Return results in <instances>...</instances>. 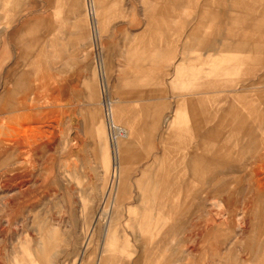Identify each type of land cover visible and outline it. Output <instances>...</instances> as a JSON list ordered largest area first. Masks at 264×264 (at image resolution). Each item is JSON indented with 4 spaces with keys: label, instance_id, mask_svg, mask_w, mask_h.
<instances>
[{
    "label": "rangeland",
    "instance_id": "1",
    "mask_svg": "<svg viewBox=\"0 0 264 264\" xmlns=\"http://www.w3.org/2000/svg\"><path fill=\"white\" fill-rule=\"evenodd\" d=\"M247 2L258 0H212L218 18L204 20L198 33L216 31L217 45L232 31L241 38L245 25L231 19L237 4ZM202 4L0 0V264H264L261 55L248 65L241 52L190 43ZM152 43L163 50L174 44L163 59L164 81L173 80L175 62L185 59L189 102L202 92L207 113L201 104L197 113L190 109L189 129L166 141L170 116L159 131L147 125L151 119L141 115L140 104L132 106L141 125L119 203L116 146L126 132L109 121L115 81L122 65L135 63ZM220 52L237 63L211 72ZM104 77L107 87L100 89ZM26 80L30 87L55 88L43 89L40 122L20 126L5 91L25 88ZM241 94L252 98L256 111ZM233 99L246 118L240 143L226 127L208 144L229 158L230 168L213 171L212 178L203 172L177 178L190 173L175 171V162L202 152L204 133L217 128ZM252 135L255 152L247 148ZM155 177L164 179L154 197Z\"/></svg>",
    "mask_w": 264,
    "mask_h": 264
},
{
    "label": "crops",
    "instance_id": "2",
    "mask_svg": "<svg viewBox=\"0 0 264 264\" xmlns=\"http://www.w3.org/2000/svg\"><path fill=\"white\" fill-rule=\"evenodd\" d=\"M151 1L164 2L165 4L170 2V0ZM172 1L182 4L185 0ZM211 2L212 0H203V4L199 10L202 18L197 28L190 32L189 42L196 43L201 50L211 49L213 46L214 48H221V51L235 50L241 52L244 54L243 61L248 65L255 62L254 59L256 58V55L260 54V63L262 64V68H264V0H258V3L255 5L250 2L237 4L239 13L236 17L234 16L231 19V22L237 23L242 21L245 25L243 29L245 35L239 38L238 34L232 31V33L225 38V41L222 40L220 45H217L216 41L214 42L217 38L213 39L216 36V31H211V37H204L201 33H198L199 29L205 24L204 20L211 19L215 21V19L218 18V16L216 14L214 15L212 11ZM164 13H168L167 7ZM253 31L258 32L257 37L254 35ZM226 39H230V41H226ZM169 45V50L174 51L175 49L172 48L174 44ZM168 48L163 50L159 44L152 43L143 49V55H137L138 57H136L137 61L135 63L130 62L122 65V73L120 74L119 79H116L115 81L116 87L114 92L116 95V104L115 107L111 108V110H113L111 113L115 118L116 124L118 120V126L116 125L117 130H123L126 132L125 137L121 138L119 142V169L116 168L117 176L119 177L118 181L120 182L121 187L120 191L116 193L115 198L119 203L123 198V194L127 192V184L129 182L126 177L129 166L127 163L132 155L135 154V149L133 147L135 141L132 140V137L139 134L138 125H141L140 122H138L139 117L135 115L132 117V114H130L135 111L132 106L136 105V103L140 104L141 115L151 119V122L147 123V125L152 128L153 124H155V129L157 128L159 131L161 125L166 121L167 116H170L168 117V135H165L164 137L166 141L173 136L177 137L183 134L185 130L187 131L189 129L190 109H192L191 112L197 113L199 112L201 104V109L203 110L202 114H205L206 116L207 113L205 99L202 98V92H196L195 95L192 94L191 98L195 97L197 98V101L194 102L195 100H193L191 103L189 102L187 65L185 59H179L175 62L174 67L177 68V71L175 70L176 75L173 80L169 81L168 85L164 81L163 69L166 68V66H164L165 63L163 62V59L165 60V57L168 55ZM212 61H214L216 68L215 70L212 69L211 72H221V70L225 69L222 64L231 62L236 64L237 57L230 60L225 54L220 52L218 53V57ZM259 80L262 81V78L259 77ZM29 82L28 80L24 81L25 88L5 91L6 94H10L12 97V102L9 105H6V107L7 109H11L10 116L11 119L16 122L15 125L22 126L30 119H33V122L39 123L41 112L44 111L43 109L45 107L44 103H40L41 101L43 102L41 96H43L42 92L44 87L47 91L54 93L55 87H51V89L50 86L46 85L30 87ZM202 86H204V84H199L198 86L197 83V87L201 88ZM103 87H107L105 77L101 82L100 89H103ZM58 90L60 91V89ZM56 91L57 90L55 89V92ZM257 96L258 99L260 98L262 101L261 103H264V89L261 88ZM241 98L247 100V97H245L244 94H241ZM108 100H110L108 101L109 103H112L111 98ZM235 100L236 99H233L230 107L223 112L224 115L218 123L217 130L209 129L204 133L202 144L200 145L203 147L202 152L193 153L186 160L181 159L175 162V171L184 170L185 173H190L184 177L177 178L187 179L190 177H198V172H203L202 177L212 178L217 176L213 171L230 168V166L224 162L228 161L229 158H223L220 152L216 151L215 148L210 147L208 144L218 131L220 132L221 129L226 127H229L232 130L231 136L236 137L235 143H240V138L245 133L243 128L246 123V118L236 106L237 104L235 103ZM247 102L249 104V111H256L257 106L253 103L252 98L247 100ZM53 106H56V104L51 105V107ZM121 120L125 122V125H121V123L119 124ZM228 124L229 126H227ZM251 137L252 138L247 142V148L248 150L251 149L255 152L257 148L255 137L253 135ZM161 147L162 146H158V148ZM262 158L264 159V156ZM163 179L164 178L162 177H155L153 179L155 180L154 188L152 190L154 197L158 195L159 186ZM259 199H262L263 201L264 198ZM110 222H112L110 225L113 224L111 227H113L114 230V216ZM163 226H165V224H161L157 226V228ZM144 228H149V226H144Z\"/></svg>",
    "mask_w": 264,
    "mask_h": 264
},
{
    "label": "bare ground",
    "instance_id": "3",
    "mask_svg": "<svg viewBox=\"0 0 264 264\" xmlns=\"http://www.w3.org/2000/svg\"><path fill=\"white\" fill-rule=\"evenodd\" d=\"M110 101V100H109ZM112 112H113V110H111ZM109 121H110V123H111V125L114 127V129H115V126H116V124H115V118H114V116H112V113L110 114L109 113ZM118 142V141H117ZM116 149H117V153H118V155H119V142L117 143V146H116Z\"/></svg>",
    "mask_w": 264,
    "mask_h": 264
}]
</instances>
